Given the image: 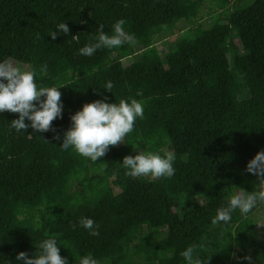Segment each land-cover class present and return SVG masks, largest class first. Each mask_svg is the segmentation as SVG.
<instances>
[{"label":"trees","instance_id":"1","mask_svg":"<svg viewBox=\"0 0 264 264\" xmlns=\"http://www.w3.org/2000/svg\"><path fill=\"white\" fill-rule=\"evenodd\" d=\"M204 1L0 0V62L30 65L40 83L64 86L62 118L48 132H17L11 122L19 114L0 112V264H23L20 252L39 254L50 238L67 264L87 255L97 264H186L181 253L190 246L202 264H264V233L252 217L264 202L212 223L233 195L261 187L246 166L264 150V0H246L258 15L247 24L225 0L228 15L185 29L166 61L158 51L128 59L164 30L197 22ZM121 19L133 43L80 54L96 43L100 25L113 35ZM61 22L70 32L52 40ZM122 99L144 108L124 142L95 162L61 148L86 103ZM139 150L173 152L174 175L127 176L123 159Z\"/></svg>","mask_w":264,"mask_h":264},{"label":"clouds","instance_id":"2","mask_svg":"<svg viewBox=\"0 0 264 264\" xmlns=\"http://www.w3.org/2000/svg\"><path fill=\"white\" fill-rule=\"evenodd\" d=\"M123 19L114 24L113 35H108L103 31V25L98 27L96 43L86 45L79 49L81 55L92 56L97 49L120 47L124 43H133V37L128 35L123 28ZM69 26L65 22L57 25V31L50 33L52 40H56L60 34H68ZM39 35H37V39ZM77 40L78 37L73 35ZM47 66L41 69V75H46ZM64 87H37L35 73L30 70H22L19 66L9 60L0 62V112L18 113L19 118L11 122V127L17 132L26 131L29 127L35 132L44 133L52 130V122L57 117L62 118L63 105L61 92ZM113 84L108 82L105 89L111 91ZM142 93H138L140 95ZM46 97V99H41ZM38 102V103H37ZM144 108L141 102L132 99L129 103L120 100L119 104L108 103L104 100H97L86 103L82 110L71 116L72 126L63 136L60 145L62 149L68 150L70 147L83 157L90 158L91 161H98L105 156L109 146H117L124 142L125 136L133 130L137 117L143 118ZM26 119L31 123H26ZM60 139L59 136L56 137ZM175 155L167 152L164 156L154 153L125 156L123 166L129 171L130 177H151L158 180L162 177L171 178L174 175L173 162ZM246 171L259 178L261 185L259 191L249 195H233L228 206L217 210V215L212 220L213 224L223 222L227 224L231 221V213L239 209L242 215H247L253 210L258 202H264V150L258 152L251 159ZM80 224L90 231L92 235L98 236V226L91 218H82ZM39 254L29 256L26 252H20L16 260L23 261V264H67L66 258L60 255V249L54 238L44 240L39 246ZM194 247H187L181 256L186 264H202L200 257L194 258ZM244 259L251 261L252 257L246 256ZM80 264H97V261L90 255L84 256ZM207 264V260L203 261Z\"/></svg>","mask_w":264,"mask_h":264},{"label":"rangeland","instance_id":"3","mask_svg":"<svg viewBox=\"0 0 264 264\" xmlns=\"http://www.w3.org/2000/svg\"><path fill=\"white\" fill-rule=\"evenodd\" d=\"M224 2L225 0H205L202 3L201 11H200V19L197 22H195L192 25L185 22H181L178 24L176 30L172 34H169L167 30H164L163 32L156 35L155 42L152 46L143 50H136V52L128 59L129 60H132L133 58L141 59L146 52L148 53V52L158 51L162 59L166 61V54L170 49L169 43L174 42L185 29H187L190 26L195 27L196 25L199 24H205V25L210 24L213 21V18H218V15L216 14L217 12H223L224 15H228L227 11L223 10L224 6H222V3ZM228 6H230L231 10L237 11L241 19H243V22L246 24L251 23V21L253 22L255 21V19L258 18L257 11L253 7V5L247 2L246 0L244 1L228 0ZM13 64L19 66L22 70H30L34 72L33 67L30 65H25L16 61H14ZM66 75L67 74H64V76ZM39 79L40 78H38L37 76L35 77V82L38 88L49 87L47 84L40 83ZM139 152L144 153L143 150H139L138 154ZM116 190H118V188H116ZM252 217L256 221L259 235L262 236L264 233V206L258 208L253 213ZM250 251L251 250H249V252Z\"/></svg>","mask_w":264,"mask_h":264}]
</instances>
